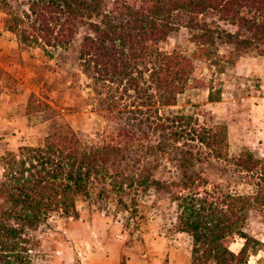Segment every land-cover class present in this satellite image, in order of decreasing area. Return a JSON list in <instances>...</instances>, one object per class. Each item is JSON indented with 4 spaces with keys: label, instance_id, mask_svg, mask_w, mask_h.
<instances>
[{
    "label": "trees",
    "instance_id": "1",
    "mask_svg": "<svg viewBox=\"0 0 264 264\" xmlns=\"http://www.w3.org/2000/svg\"><path fill=\"white\" fill-rule=\"evenodd\" d=\"M6 6L0 0V11ZM28 12L27 24L12 16L4 29L18 45H41L47 57L46 48L66 49L78 28L91 32L77 52L85 88L111 122L123 125L116 141L100 146L59 128L36 146L0 156V264H33L36 230L53 214H73L98 183L114 192H165L176 231L190 238L189 264H245L261 245L243 230L250 212L264 217V155L228 158L224 126L162 110L186 89L193 59L212 61L220 74L231 63L210 60L215 39L236 52L264 49V0H29ZM209 12L235 32L197 20ZM179 15L195 45L190 56L159 48ZM207 101L217 98L208 93ZM162 163L174 178H153ZM239 184L249 192L228 191ZM234 238L242 240L237 252L229 249Z\"/></svg>",
    "mask_w": 264,
    "mask_h": 264
},
{
    "label": "rangeland",
    "instance_id": "2",
    "mask_svg": "<svg viewBox=\"0 0 264 264\" xmlns=\"http://www.w3.org/2000/svg\"><path fill=\"white\" fill-rule=\"evenodd\" d=\"M29 0H7L8 10L0 11V156L19 146H36L59 128L73 132L89 147L117 140V127L98 107L80 73L77 52L81 39L91 32L78 28L66 49L41 45H18L3 21L12 16L24 20ZM108 1V0H105ZM174 31L159 43L161 51H178L190 56L195 49L191 31L184 28V16ZM202 20L211 29L233 34L235 27L219 21L209 12ZM23 26V25H22ZM193 33V32H192ZM29 46V47H27ZM210 60L224 61L222 73L212 61L193 59L186 89L164 113L190 115L205 127L226 128L228 158L249 152L264 155V49L236 52L215 39ZM239 54V55H237ZM211 93L215 102H208ZM133 157V153L129 155ZM163 163L153 178L168 181L172 170ZM114 192L108 184H95L86 199L75 203L69 216L53 214L35 232L37 255L33 264H189L190 238L176 231L175 205L162 191L152 188ZM244 185L228 191L249 192ZM121 202V204L118 203ZM245 234L260 242L245 264H264V217L250 212ZM242 240L229 246L237 252Z\"/></svg>",
    "mask_w": 264,
    "mask_h": 264
}]
</instances>
